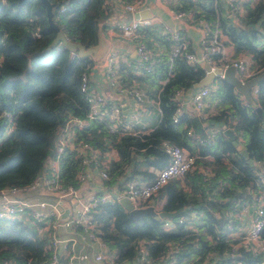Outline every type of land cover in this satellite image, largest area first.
Returning <instances> with one entry per match:
<instances>
[{
  "label": "trees",
  "instance_id": "trees-1",
  "mask_svg": "<svg viewBox=\"0 0 264 264\" xmlns=\"http://www.w3.org/2000/svg\"><path fill=\"white\" fill-rule=\"evenodd\" d=\"M48 2L53 26L40 0H0V189L31 183L54 154L59 127L72 115L87 118L88 105L79 82L94 59L80 57L61 43L47 45L56 34L55 27L70 41L85 47L95 45L100 22L108 16L105 0ZM61 5L65 9L59 11ZM238 6L241 12L233 10L236 20L232 21L219 0L170 2L174 12L190 14L189 23L206 25V39L213 33L216 37L225 35L226 41L221 42L231 44L232 56H247L251 66L259 68L264 65V0H241ZM135 40L145 43L149 60L141 63L133 58L119 63V80L124 86H138L144 94L143 106L150 100L157 104V123L148 131L120 134L109 130L105 118L88 119L82 127H74L77 139L102 150L110 143L117 150L118 158L110 163L106 183L119 176L124 181L151 179L153 172L147 167L160 168L168 162L164 141L187 149L195 156L194 164L202 163V171L208 174L193 168L180 179L171 178L147 204L157 211H177L174 217L145 215L132 220L118 200L99 203L94 218L100 237L114 249L117 263L145 264L140 260L142 246L149 264H179L189 254L196 255L191 264H264L259 251L235 245L242 234H227L230 226L239 225L241 204L250 202L258 188L254 165L264 155V77L256 83L257 92L252 97L260 115L219 77L199 86L208 89L205 101L212 110L206 118L220 135L211 144H198L193 137L204 138L202 119L181 112L173 121L172 115L177 106L175 92L180 90L187 96L186 89L203 76V65L186 61L181 52L172 55L174 41L154 24L141 26ZM184 51L192 52L188 44ZM210 57L216 59L218 54ZM225 128L231 130L246 156L235 149L223 132ZM59 163L62 185L78 187L80 157L65 148ZM30 219L0 220V264H46L51 253L49 239L37 230L45 223ZM261 235L264 238V226Z\"/></svg>",
  "mask_w": 264,
  "mask_h": 264
},
{
  "label": "built area",
  "instance_id": "built-area-1",
  "mask_svg": "<svg viewBox=\"0 0 264 264\" xmlns=\"http://www.w3.org/2000/svg\"><path fill=\"white\" fill-rule=\"evenodd\" d=\"M120 10L133 14L143 6V0H115ZM227 6L230 8L226 15L232 21L236 20V16L232 11L238 13L240 6L238 2L241 0H226ZM254 1V0H251ZM106 3V2H105ZM65 9V5H61L59 11ZM174 12V11H173ZM230 13V14H227ZM175 18L189 20L190 14L187 12H174ZM153 24L150 18L131 17L129 20H121L117 22V30L122 37L133 40L135 43L134 50L138 61L147 62L149 60V52L146 50L144 42L136 41L138 29L144 25ZM202 24V37L199 40L201 54L196 55L193 52L184 51L186 46L185 38L180 29L170 28L163 25L161 29L170 35V39L174 41L172 46V55L181 52L188 62H194L200 65H208L210 69H224L231 65L234 68L236 76L241 80L248 79L256 74L264 71V65L259 68L251 66V62L247 56L226 55L224 52V44L218 35H213L206 39L207 28ZM215 32V31H214ZM36 35H39L36 32ZM180 49H182L180 51ZM217 53L218 57L213 59L210 54ZM118 56L115 50L111 49L101 65V81L109 88L116 90L118 93L124 94L132 98L128 117L124 115L123 107L120 103L114 102L104 92L94 91L90 86V78L88 71H84L80 75L79 89L85 94L88 105L87 118H81L76 115L70 116L68 120L59 127L56 137L53 141L52 156H49L44 162V170L41 171L34 180L25 186H8L0 189V220L13 218H31L30 222H44V226L37 227L39 233L47 236L50 243L51 253L46 264H74L75 260H94L101 261L103 259L102 250L108 247L99 235L94 214L97 205L102 202L113 199L118 200L120 197H127L135 207H145L151 202L153 196L158 190L171 178L180 179L188 170L196 168L198 171L208 174L207 171H202L203 168H197L194 164L195 156L188 153L184 148L163 142V147L168 154V162L160 168L149 166L147 169L153 172L151 179L140 178L124 181L118 193L102 190L96 193L92 190L88 191L86 196H82L79 191L80 185L90 180L91 174L89 169L96 171L99 179L105 183L108 178V169L111 161L116 160L111 150L115 151V147L108 144V148L101 149L90 142L77 139L74 127H82L88 119H106L110 131H120V134L126 132L139 133L148 131L146 129H137L131 122L136 117L141 109L144 108V94L139 90L134 83L131 86H124L120 83L118 73ZM147 69H149L146 66ZM251 98L256 95V84L250 87ZM208 93L206 87H198L190 92L188 96H184L183 92L178 90L175 92L174 98L177 101V106L172 115V120H176V115L181 112H186L183 109V100L189 98V104L193 115L202 119V123L207 119L208 113L212 110L208 107L205 97ZM122 121H125L122 123ZM119 128V129H118ZM150 130V129H149ZM204 130V129H203ZM189 133V131H187ZM220 135V130L216 126L208 127L204 130V138H200L194 134L193 138L197 139L198 144H211L213 139ZM238 138V137H237ZM239 139V138H238ZM65 148L74 151L75 156L80 157L81 167L77 173V180L80 182L78 187L73 185H62L59 178L60 157ZM208 157V155H205ZM256 179L254 183L258 186L256 192L252 196V200L248 203H243L240 206L241 213L249 212L248 223L245 233L240 236L238 243L244 249L251 251H259L261 253V262L264 263V238L261 231L264 226V155L261 160L255 164ZM37 190H45L52 195L51 200L46 198H30L24 195ZM65 213L64 216H62ZM186 218L184 217L183 220ZM177 221H181V218ZM165 227H169V223H164ZM192 228L191 224H188ZM46 227V228H45ZM59 229L66 230V234H59ZM85 240L98 242L99 251L90 254L84 250L76 251V244ZM66 251L65 255L61 251ZM172 250H170L171 252ZM140 260L149 264L150 260L147 257L143 247H140ZM64 255V256H63ZM230 255H233L230 253ZM63 258V259H62ZM115 261L112 260V263ZM218 264V263H208ZM226 264H235L229 261Z\"/></svg>",
  "mask_w": 264,
  "mask_h": 264
},
{
  "label": "crops",
  "instance_id": "crops-1",
  "mask_svg": "<svg viewBox=\"0 0 264 264\" xmlns=\"http://www.w3.org/2000/svg\"><path fill=\"white\" fill-rule=\"evenodd\" d=\"M173 0H143V6L139 8V10L133 14L128 12H124L119 9L117 6V2L115 0H105L108 16L100 22V29H99V39L95 44L96 50L90 54V56L94 59L93 65L89 68V78H90V86L94 91L104 92L110 99L114 102L120 103L123 107L124 115L128 117L130 114V104L132 102V98L125 96L124 94L118 93L116 90L109 88L106 84L101 81V65L102 61L106 54L111 50H115L118 56L119 63H129L131 59L136 58V53L134 50L135 43L133 40L127 39L122 37L116 26L117 22L121 20H129L131 17L136 18H150L151 22L154 25L161 28L163 25L170 26V28H177L180 29L183 37L185 38L186 44L190 47L192 52L196 55L201 54V48L199 45V40L202 37L203 29L201 23H189L182 18H175L173 16V10L170 7V2ZM220 3L223 5L224 13L227 12V4L226 0H219ZM241 11V8L239 12ZM230 14V13H227ZM222 41H226L225 35L219 36ZM224 52L227 55H232L233 50L232 46L229 43L224 44ZM148 106H144L141 109L140 113L134 117L131 121L134 124V127L137 129H152V127L157 123L160 117V110L157 104L154 101L150 100ZM183 109L189 114H192L191 106L189 104V98H185L183 100ZM208 119L202 123L203 129L206 131L208 127L211 125L208 124ZM201 125V126H202ZM238 139V138H237ZM239 140V139H238ZM188 152L187 149L184 148ZM112 156L115 159L118 158L117 150H111ZM210 156L207 157V159ZM145 166H142L144 169ZM199 168V166H197ZM91 174V178L88 181L83 182L80 187L79 191L81 192L82 196H86L88 191L92 190L96 193L102 192V190H107L109 192L118 193L119 189L122 187L124 183V179L119 176L118 178L114 179L112 182H105L103 183L96 171L89 169ZM24 197L30 198H46L51 200L52 195L45 191V190H37L31 192L29 194L24 195ZM163 199L159 201L160 204L157 206L160 207ZM249 212L241 213L240 210L238 211L239 216V225H232L228 231L229 236L244 234L245 229L248 223ZM46 228V227H45ZM59 234L64 235L66 234V230L59 229ZM76 251L82 252L84 250L88 251L90 254H94L95 252L99 251L98 242L92 240H85L83 242H79L76 244ZM65 255L66 251L64 249L61 250ZM103 252V259L101 261H94L90 260H75L74 264H138L137 261H123L120 263L114 262L112 260L115 259L116 254L114 253V249L108 246L107 248L102 250ZM170 252V251H169ZM63 255V256H64ZM169 255V254H168ZM196 259L195 254H189L185 258L179 261V264H191L192 261ZM170 261L168 264H170Z\"/></svg>",
  "mask_w": 264,
  "mask_h": 264
},
{
  "label": "water",
  "instance_id": "water-1",
  "mask_svg": "<svg viewBox=\"0 0 264 264\" xmlns=\"http://www.w3.org/2000/svg\"><path fill=\"white\" fill-rule=\"evenodd\" d=\"M40 2L43 5V7L46 9L48 21L52 25L51 4L48 2V0H40ZM55 29H56V34L54 38L52 39V41L47 45V48H50L51 46H54L57 43H61L65 48H67L71 52L76 51L77 55H79L80 57L88 56L96 50L95 45H92L90 47H85L80 42H73V41L68 40L59 28L55 27ZM203 69H204L203 76L199 80L193 82L192 85L186 89L185 95L188 96L193 87L207 85L212 78L219 77L223 81L228 83L230 86H232L233 89L237 93H239L247 103H249L250 105H253V101L250 96L249 90L252 85L256 84L260 79L264 77V72H261L248 79L241 81L236 76L234 72V68L231 65L227 66L226 68L222 70L217 69V68L210 69L208 65H203ZM253 108L260 115L259 107L253 106ZM219 125H221V123H219ZM223 132L231 139V142L234 144L235 149L238 150L241 155L246 156V152L242 148L241 144L237 143L236 140H234L231 130L228 128H225ZM50 147H52V142L50 143ZM118 201L127 210L128 216L132 220L138 219L139 217L145 216V215H150L158 219V218L165 217V216L174 217L177 214V211L175 212L157 211L155 210L153 205H148L145 207H135L133 203L127 197H120ZM64 215L65 213L62 216Z\"/></svg>",
  "mask_w": 264,
  "mask_h": 264
},
{
  "label": "rangeland",
  "instance_id": "rangeland-1",
  "mask_svg": "<svg viewBox=\"0 0 264 264\" xmlns=\"http://www.w3.org/2000/svg\"><path fill=\"white\" fill-rule=\"evenodd\" d=\"M252 106H255V104H253ZM200 168H202V163H199L198 165ZM208 167V166H207Z\"/></svg>",
  "mask_w": 264,
  "mask_h": 264
}]
</instances>
